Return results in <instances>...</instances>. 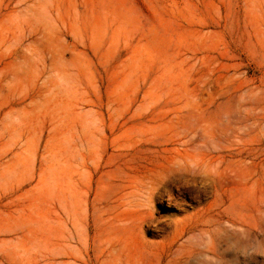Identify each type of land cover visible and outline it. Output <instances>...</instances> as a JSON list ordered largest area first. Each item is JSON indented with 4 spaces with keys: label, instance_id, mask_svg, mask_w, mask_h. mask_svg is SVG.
Listing matches in <instances>:
<instances>
[{
    "label": "rangeland",
    "instance_id": "rangeland-1",
    "mask_svg": "<svg viewBox=\"0 0 264 264\" xmlns=\"http://www.w3.org/2000/svg\"><path fill=\"white\" fill-rule=\"evenodd\" d=\"M0 264H264V0H0Z\"/></svg>",
    "mask_w": 264,
    "mask_h": 264
}]
</instances>
